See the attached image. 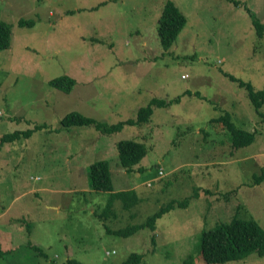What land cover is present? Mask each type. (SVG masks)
I'll return each mask as SVG.
<instances>
[{
	"label": "rangeland",
	"instance_id": "1",
	"mask_svg": "<svg viewBox=\"0 0 264 264\" xmlns=\"http://www.w3.org/2000/svg\"><path fill=\"white\" fill-rule=\"evenodd\" d=\"M167 1L0 0L10 28L0 50V136L42 125L0 145V264H121L131 253L141 256L134 264H206L201 231L234 218L264 230V122L245 87L223 75L264 87V34L249 15L264 25V0H170L185 23L163 49L156 19ZM19 18L34 24L17 26ZM60 75L75 79L69 92L49 85ZM175 98L112 134L59 124L70 110L110 124L151 99ZM224 111L236 126L256 130L250 145L232 147L220 120H209ZM126 139L145 153L134 165L140 171L120 175L116 144ZM101 159L115 189L137 194L135 204L122 208L114 199L104 209L109 193L93 190L87 173ZM184 199L153 232H106ZM214 264H264V254Z\"/></svg>",
	"mask_w": 264,
	"mask_h": 264
},
{
	"label": "trees",
	"instance_id": "2",
	"mask_svg": "<svg viewBox=\"0 0 264 264\" xmlns=\"http://www.w3.org/2000/svg\"><path fill=\"white\" fill-rule=\"evenodd\" d=\"M234 5H238L236 0H228ZM73 13V11H69ZM252 18L253 26L256 28V34L263 36L264 25L258 21L253 14L249 12ZM185 23L184 15L179 11L175 4L168 0L156 19V33L158 40L163 49L169 48L176 38V35L181 30ZM17 26H31L34 24L31 19L19 18L16 21ZM10 28L4 21L0 20V50L6 49L9 45ZM229 80L236 82L237 85L245 87L247 91V97L249 98L253 109H255L264 122V113L260 111L261 106L264 103V87L260 90H255L248 82L239 80L232 75L223 73ZM49 85L62 92H69L72 86L75 84V79L67 75H60L49 80ZM178 102V98L165 102L161 99H151L146 106L139 108L136 114L132 118H126L110 124L101 122L94 117L86 116L78 111L70 110L59 119V124L69 127L71 125H92L96 130L102 134H112L114 131H118L124 124H137L146 121L152 112L151 106L162 107L169 105L170 103ZM220 120L221 125L227 131L229 142L232 147L239 148L250 145L255 140L256 130H248L246 128L236 126L231 118L230 114L224 111L214 118L209 120ZM42 125L37 124L33 128H27L24 130H12L9 133H5L0 136V145L4 142H13L21 137H29L33 129H39ZM116 151L118 157V165L126 172L131 170H139L140 167L134 165L143 157L145 153V147L139 141L134 140H120L116 144ZM161 170V169H160ZM158 170V171H160ZM89 186L96 191H105L109 193V199L106 203L105 210H109L113 206V200H120V206L126 208L137 202V194L132 190H120L114 191L112 187V181L109 177V163L105 159L97 160L90 163L88 170ZM260 177L264 178L262 172ZM258 179H260L258 177ZM257 181V180H256ZM206 191V190H205ZM193 195V194H192ZM188 200L184 199L178 202L171 201L168 204L158 207L155 212L149 215L145 221L139 224L130 225L124 227V229L111 231L106 230L107 233L114 234L119 237H127L133 232L141 229H147L150 232L154 230V222L157 218L173 209L175 206L184 207ZM103 216V213L101 217ZM151 243L154 242L153 236L150 237ZM31 249L36 251L39 255L44 256V253L34 243L29 242ZM4 253H8L4 251ZM199 255L202 261L206 264L224 263L227 261H235L243 259L250 254H256L262 256L264 254V230L262 227L251 219H231L227 223H223L213 227L210 230H203L199 235ZM0 256L3 257V253L0 252ZM140 254L131 253L127 258L121 262V264H134L138 263ZM185 264H190L189 261H185ZM62 264H82L74 259H67Z\"/></svg>",
	"mask_w": 264,
	"mask_h": 264
},
{
	"label": "crops",
	"instance_id": "3",
	"mask_svg": "<svg viewBox=\"0 0 264 264\" xmlns=\"http://www.w3.org/2000/svg\"><path fill=\"white\" fill-rule=\"evenodd\" d=\"M179 102V101H178ZM155 108H158V107H155ZM153 111V110H152ZM152 113V112H151ZM116 168H117V170H118V172L120 173V175H124V173H126V171L123 169V168H121L118 164H116ZM146 184H148V183H146ZM86 185V184H85ZM149 185V184H148ZM112 187H113V184H112ZM113 190L114 191H120V190H118V189H115L114 187H113ZM123 190H125V189H123ZM129 190V189H128Z\"/></svg>",
	"mask_w": 264,
	"mask_h": 264
},
{
	"label": "built area",
	"instance_id": "4",
	"mask_svg": "<svg viewBox=\"0 0 264 264\" xmlns=\"http://www.w3.org/2000/svg\"><path fill=\"white\" fill-rule=\"evenodd\" d=\"M158 173H160V174H161V170H160V171H158Z\"/></svg>",
	"mask_w": 264,
	"mask_h": 264
}]
</instances>
